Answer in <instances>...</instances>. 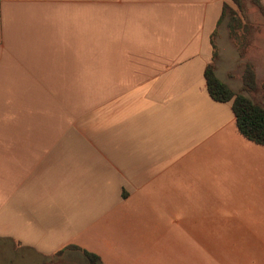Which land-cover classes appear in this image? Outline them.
<instances>
[{"label":"crops","instance_id":"0c3cea01","mask_svg":"<svg viewBox=\"0 0 264 264\" xmlns=\"http://www.w3.org/2000/svg\"><path fill=\"white\" fill-rule=\"evenodd\" d=\"M224 5L0 0V107L11 90L70 91L21 130L0 108V242L42 261L76 246L100 264H264V146L205 79L213 43L231 89L245 64L261 77ZM200 249L215 261L186 252Z\"/></svg>","mask_w":264,"mask_h":264},{"label":"rangeland","instance_id":"374dc122","mask_svg":"<svg viewBox=\"0 0 264 264\" xmlns=\"http://www.w3.org/2000/svg\"><path fill=\"white\" fill-rule=\"evenodd\" d=\"M264 5V0H261ZM233 9L238 13L239 21L242 27L238 28V41L234 40L230 36L229 16L227 20V33L229 35V40L231 44L236 47L239 57L244 60L250 55L252 62L256 65L257 70L260 74L259 81L264 84V15L257 8L254 0H243V11H239L237 7L233 4ZM219 52V51H218ZM244 52V56L241 53ZM255 56L256 59L253 57ZM218 58L215 62V66L219 60ZM260 58V61L257 59ZM258 61V62H257ZM253 66L254 70L255 67ZM246 64L243 66V72ZM256 72V70H255ZM257 74V73H256ZM65 97L66 93L70 91H40V90H11L8 95V104L4 105L3 108L5 115L4 118L8 120V128L10 130H21L24 128L23 125H28L27 122H22L21 118L27 116V113H37L38 118L41 119V114H49V100L50 97L55 95ZM76 92V91H75ZM78 92V91H77ZM95 92V91H91ZM255 100L260 102L264 106V89L259 92L254 93L252 96ZM25 114V116H24ZM36 128H50L49 121L43 122L38 120L34 122ZM189 253H195L197 259L193 261H215V256L204 249L198 251H186ZM237 253V251H234ZM72 256L61 260V258L56 261V259L51 260H41L40 258L32 255L30 252H24L14 248L12 244L0 242V264H90L89 261L79 252L73 251ZM252 258H257V251H252ZM220 258V256H219Z\"/></svg>","mask_w":264,"mask_h":264},{"label":"trees","instance_id":"16d2710c","mask_svg":"<svg viewBox=\"0 0 264 264\" xmlns=\"http://www.w3.org/2000/svg\"><path fill=\"white\" fill-rule=\"evenodd\" d=\"M239 11H243V0H231ZM257 8L264 15V5L261 0H254ZM229 16L230 36L238 41V28H241L238 13L228 5H224L223 14L219 22ZM213 63L205 71V79L210 97L219 103H232V110L235 115L236 126L240 134L249 141L264 146V106L255 100L254 93L264 89V84L259 78L251 64H247L242 75V88L238 92L231 89L222 82L216 75L215 62L218 58V50L213 43ZM244 56V52L241 53ZM69 249L80 251L90 264H100V258L79 247L71 246ZM62 253V252H61Z\"/></svg>","mask_w":264,"mask_h":264}]
</instances>
